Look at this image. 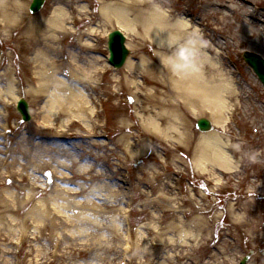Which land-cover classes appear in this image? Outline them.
I'll use <instances>...</instances> for the list:
<instances>
[{
    "label": "bare ground",
    "instance_id": "bare-ground-1",
    "mask_svg": "<svg viewBox=\"0 0 264 264\" xmlns=\"http://www.w3.org/2000/svg\"><path fill=\"white\" fill-rule=\"evenodd\" d=\"M204 1H207V8L211 10L213 19L208 24L191 14L188 8L178 12L166 11L162 9L163 5H156L157 2L160 3L158 0H51L52 7L48 10V16L40 19L27 15L28 1L0 0V27L8 35L16 36L19 33L20 36L16 39L18 48L22 53L34 55L26 70L29 76L27 80L33 87L27 94L34 103L39 104L41 119L37 120L34 130L24 136L21 142L10 147L2 146V150L0 147V154L2 152L3 155L6 148L8 157H0V185L1 168H5V184L14 185L17 190L16 194L4 195L2 200L0 197V215L14 213L23 217L21 231L18 232L20 238L24 239L23 246L26 242L30 243L33 252L35 244L46 240L50 245H56V258L75 253V246L67 245V242H74L79 237L70 234V228L95 226L98 218L105 215L101 207L114 208L121 206L125 199H134L132 194H121L122 184L116 182L120 179L115 178V175L132 158L144 156L143 158L154 161L160 160V145L146 138L144 133L171 147L178 146L173 151L178 153L173 156V161L161 160V164L153 163L154 167L145 169L146 177L142 175L146 179L140 180V186L146 196L149 195V190L157 191L167 200V194L177 189L174 178L166 180L164 176L174 167L176 172L173 174H178L180 167L187 165L183 149L193 141L195 153L190 166L198 175L207 176L209 180L216 181V184L221 183L223 175L217 170L237 175V155L244 162L250 160L253 152L246 148L245 143H238L237 137L231 138L233 132L229 126L230 120L239 112H244L249 119L254 105L250 104V94L227 63L225 53L229 45L223 41V33L225 24L229 23L228 18L235 17L247 35L246 40L236 39L239 40L236 47L244 46L246 41L255 37L251 27L264 30V20L261 18L262 14L258 13V3L254 0ZM97 4L100 16L106 20L105 27L115 26L127 35H134L136 41L135 35L139 34L137 28L141 24V38L144 41L142 48L138 44H129L137 53L144 55L139 63L129 59L125 76L114 80L119 94L124 90L133 93L137 108L135 114L130 116L131 119L125 118L120 124L121 134L111 148L112 151L106 149L105 142L97 143L93 140L99 138L98 129L101 127L102 116L93 96L99 87L98 76L107 72L99 67L100 59L89 56L95 52L90 49L94 44L89 40L94 37L96 30H76L81 24L95 23L93 14ZM132 10L137 15L134 19L131 18ZM242 18L245 23L241 21ZM16 23L24 27V30H13ZM71 28H74L72 33L79 36L81 44H68L70 40L67 31ZM108 31L104 30L105 35ZM57 45L63 47H56ZM69 46L73 47V52ZM6 77L9 79L11 75L0 76V82ZM12 89L13 85L9 86L7 92L15 94ZM18 97L19 95L17 99ZM203 116L215 124L216 130L201 132L195 138L191 118L198 120ZM4 119L5 117L3 121ZM131 121L136 123L131 124ZM254 124L261 137V146L264 147V118L259 122L254 121ZM75 128L84 130L87 140L82 135V141L70 144L69 148L64 147L61 140L68 136L81 137L80 132H72ZM69 150L73 151L71 155H67ZM63 156L66 158L60 161L59 158ZM121 158L126 159L125 164ZM111 160L120 163L113 162L115 168L109 174ZM254 162L264 168V149L259 154V159L254 157ZM19 165L22 171L16 170L15 167ZM51 168H55L56 183L40 185L37 172L42 173ZM58 168L67 173L58 171ZM173 174L170 173L169 176L174 177ZM261 176L264 179V174ZM102 179H108L109 182ZM97 181L102 184L94 185ZM121 182H127L124 176ZM26 185L28 189L25 188ZM126 185L127 183L122 186ZM128 185L131 188V184ZM84 194L91 199L77 201ZM197 195H191L192 203ZM9 196L14 200L9 199ZM169 200L171 203L172 199ZM124 205L126 208L127 201ZM169 207L162 209L160 218L164 220L168 216H174L178 223H170L166 231L160 226H152L161 241L157 244L158 248H169L174 253L166 258L167 264H219L215 260H219L221 250L218 249L216 254L209 251L212 245L209 238L212 224L205 216L210 211L208 206L201 205L195 211L185 210L182 206L172 208L171 204ZM235 209L231 205L229 211ZM65 210L72 213L66 215ZM84 210L100 214L98 218L91 219ZM197 211L203 213L202 216L195 217L190 224L187 225L182 220ZM180 215L182 217L177 218ZM115 225L120 228L118 220ZM29 226L35 229L34 233L27 230ZM63 227L68 231L62 237L55 236L54 231ZM167 232H181V235L178 239L165 240ZM9 236L0 229V241L8 240ZM78 236L88 235L80 232ZM61 245L66 246L67 252H64ZM196 252H202L203 255L196 257ZM9 253L1 247L0 259L5 260ZM158 258L157 254L155 259ZM212 258L215 262H212ZM155 259H150L149 264H156Z\"/></svg>",
    "mask_w": 264,
    "mask_h": 264
},
{
    "label": "rangeland",
    "instance_id": "rangeland-1",
    "mask_svg": "<svg viewBox=\"0 0 264 264\" xmlns=\"http://www.w3.org/2000/svg\"><path fill=\"white\" fill-rule=\"evenodd\" d=\"M19 1L25 3L28 1L26 13L31 18L35 17L40 19V17H47L48 10L52 7L51 0H47L45 6L39 13L32 14L29 11L32 0ZM158 1H160V3L157 2L156 5L159 7L163 5L162 9L166 11L178 12L188 8L191 14L203 19L204 24L211 23L213 20L210 14L211 10L207 8V1ZM254 2L258 3V13L262 14L261 18L264 20V0H254ZM251 6L253 7V5H250V7ZM94 11L95 23L89 22L88 24H81L76 30L84 31L88 28H94L96 30L93 34L94 37L92 36L89 40L90 43L94 44L90 49L95 52L90 53L89 56H96L100 59L99 67H101V69L104 68L107 72L101 73L98 76L99 87L97 88L96 95L93 96L97 104H95L97 109L102 113L100 119L101 127L98 129L100 133L99 138L93 140L97 143L105 142L107 145L106 149L112 151L111 148L114 147L117 138L121 134L119 129L120 124L125 118L131 119L136 112L137 106L133 93L124 90L119 94L116 83L114 82L116 78L122 79L125 76L124 71L126 70V65L121 69H114L107 64V58L109 56L107 45L108 37L107 34L105 35L104 30L107 29L109 30L108 32H110L118 28L115 26H104L106 20L100 16L98 4L95 5ZM135 17H137L136 12L132 10L131 18L134 19ZM227 21H229V23L225 24L223 33L225 39H222L228 42L229 45L228 54L225 53L228 57L227 63L230 69L235 73L239 82L250 94V104L254 105L249 119H247L244 112H239L233 120H230L229 127L233 132L231 138L234 136L237 137L238 143H245L247 145L246 148L253 152L250 160L246 162L241 159V156H236V160L239 162V171L237 175L217 170L223 174L220 184H216V181L209 180L207 176L198 175L189 164L195 153V142L193 141L190 146L183 149L186 153L185 161L187 165L180 167L178 174H173V172H176V167H174L167 173L168 177L164 176L166 180L174 178L177 182V189L171 194H167L169 195V197H166L167 200L165 196L163 197L160 192L157 191L151 192L149 190L147 191L149 195L146 196L143 192V187L140 186V180L146 177L144 173L145 169L154 167L153 163L161 164V160L173 161V156L178 154L173 153V151L175 147L178 146L174 145L171 147L164 141L144 133L146 138L152 139L160 145V152H157L158 156L160 155L161 157L160 160L154 161L151 160V158H143L144 156L132 158L129 160V163L126 164L121 171L116 172L115 175V178L120 179L116 182L120 184H122L121 179L123 176H127L126 173H129L131 176L130 183L127 182L126 186H122L125 185L122 184L120 187L121 194L123 193L127 196L132 194L134 197L132 204L133 210L131 213H127L125 210L124 203H126L127 199L124 200L121 206L119 205L114 208L101 207L100 209L105 213L101 218H98L100 214H98V212L84 210L83 212L91 219L98 218L97 224L95 226L70 228L69 233L74 235V237H79V239L74 242H67V245L73 244L72 246H75L76 250L75 253H70L61 258H56V245H50L46 240L38 245L35 244L33 252L30 243L26 242L23 246L24 239L20 238V233L18 234V232L21 231L23 217L16 216L14 213L1 214V232L6 233L8 236L11 235V237L9 236L8 240L0 241V257L1 247L10 252L8 258L5 260L4 258L0 259V264H119L120 260L123 259L126 235L131 237L130 240L133 245V250L128 253V264H149L150 259H155L157 254L159 258L155 259L156 264H167L166 258L169 254L174 255V253L170 252L171 250L169 248H165L164 250L158 248L159 246L157 244L161 241H159L157 232L152 226H160L163 231H166L170 223H178V219L174 216H168L164 218V220L160 218L162 217V209L168 208L170 204L173 206L172 208L182 206L185 210L188 209L193 211H195L196 207H201V205L208 206L210 211L205 216L211 220L212 224L209 236L212 245L209 251L211 254H216L218 249L221 250L218 256L219 260L212 258V262L215 260L218 261L219 264H238L246 254L254 250L255 254L249 264H264V179L261 176L264 174V168L262 169L260 164L256 165L254 162V157L255 159H259V154L264 149V147L261 146V137L257 134L256 125L254 124V121L259 122L262 117L264 118V86L253 69L242 57L245 51H250L264 58V30L259 27H251L255 37L250 39V41H246L247 43H245L244 46L236 47L239 45V40L236 39L239 38L242 41L246 40L247 35L244 30H242V26H240L241 23L237 22L235 17H230ZM241 21L244 22V18H242ZM247 24L249 23L247 22ZM19 25V23L14 24L13 30H20L21 28L24 30V27ZM72 25L74 26V24ZM73 30L74 28H71V30L67 31L70 40L68 44L79 45L81 41L79 40V36H74L72 33ZM137 30L139 34L135 35L136 41L134 35L130 36L126 34L128 47L129 44L133 46L138 44L139 48L143 47L144 41H142L141 38V24L140 26L138 25ZM19 36V33H17L16 36L13 34L8 35L4 33L3 29L0 27V76H5V74L7 76L11 75V78L7 79L8 77H6L3 81L1 79L0 82V91H2V94L0 92L1 150L2 146L6 147V145H15L21 142L24 136H28L29 133L34 130L37 120H41L39 117V104L34 103L27 94L29 90H33V87H31L27 80L29 76L26 74V70L29 68V61L34 55L33 53L21 52L16 42ZM58 46H61V48L63 47L62 45H57L56 47ZM69 47L70 51L73 52V47ZM129 49L131 51L129 59L139 63L144 54L141 52L137 53L134 47H129ZM12 85V90L15 91V94H11L9 91L7 92L9 86ZM18 95L19 97L26 98L30 104L32 119L29 122H24L21 114L17 111ZM140 95L141 94H139V96ZM244 103L246 104V100ZM245 106L242 107L245 108ZM4 117L5 119L3 121ZM200 118H206V116ZM191 120L194 131L193 134H195L194 136L196 138L201 132L196 128L197 119L191 118ZM130 123L134 124L136 122L131 121ZM76 131L80 132L81 137L74 138L73 136H68L66 139L61 140V142L64 143V147L69 148L70 144H77L79 141H82V135L85 141L87 140V133L84 130L75 128V131L72 132L74 133ZM104 135H106V138H103ZM6 150L7 149L4 148L3 155L1 152V159L4 157L8 158L6 156ZM69 151L67 155H71V152L73 153L72 150ZM65 158L66 157L63 156L59 158V160L62 161ZM121 159L122 163L125 164L126 159ZM113 162L120 163L117 160H111L109 162V174H111V171L115 168V166L112 165ZM15 168L17 171H22L20 165ZM54 169H46L42 173L37 172V176L40 179L38 183L42 186L54 185L57 181ZM58 171L67 173L66 170L62 168H58ZM5 173L6 169L1 168V200L4 195L16 194L17 192L14 185L5 184ZM170 173L173 174L174 177L169 176ZM142 174L145 175V177ZM19 178L20 177L17 178V184ZM97 182L94 183V185L102 184L101 181ZM106 182H109V180L107 179ZM128 184H131V188ZM25 188L28 189L29 187L26 185ZM107 193L108 192H104V194ZM193 193L198 194L194 203L191 202V195H193ZM86 196L87 194H84L83 197L79 196L77 201H84L88 198L91 199L90 196ZM8 198L12 201L14 200L12 196ZM169 198L172 199L171 203ZM231 205L236 209L229 211ZM71 213L72 211L65 210L66 215H70ZM202 214L203 213L197 211V213H192L182 220L188 225L191 223L190 221H192V219L202 216ZM181 217L180 215L177 218L180 219ZM116 220H118L120 228L115 225ZM27 230H29L30 233H34L35 231L32 226H29ZM67 231L68 229L63 227L60 230H55L54 235L62 237L61 235L65 234ZM80 232H85L88 236L80 237L78 236ZM180 235L181 232H167L164 239H178ZM65 247V245H61L64 252H67ZM200 255H203V253H195L196 257Z\"/></svg>",
    "mask_w": 264,
    "mask_h": 264
},
{
    "label": "water",
    "instance_id": "water-1",
    "mask_svg": "<svg viewBox=\"0 0 264 264\" xmlns=\"http://www.w3.org/2000/svg\"><path fill=\"white\" fill-rule=\"evenodd\" d=\"M45 0H33L30 10L33 13L39 12L43 7ZM109 49L111 52V61L117 67H122L127 57L130 54L129 49L126 46V36L120 30H114L109 39ZM245 61L255 70L260 80L264 84V58L261 56L245 52L243 55ZM19 111L22 113L24 120L31 119L29 105L26 100L22 99L19 104ZM197 127L202 131H210L213 129L212 122L207 118H201L197 122ZM251 254L247 255L240 264H247Z\"/></svg>",
    "mask_w": 264,
    "mask_h": 264
}]
</instances>
